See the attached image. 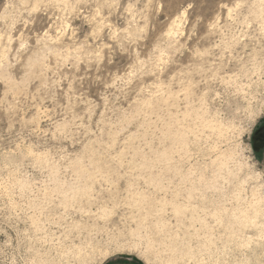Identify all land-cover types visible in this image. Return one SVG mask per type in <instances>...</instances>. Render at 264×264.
Listing matches in <instances>:
<instances>
[{"label":"rangeland","instance_id":"1","mask_svg":"<svg viewBox=\"0 0 264 264\" xmlns=\"http://www.w3.org/2000/svg\"><path fill=\"white\" fill-rule=\"evenodd\" d=\"M0 53V264H264V221L213 215L264 191V0H0Z\"/></svg>","mask_w":264,"mask_h":264},{"label":"bare ground","instance_id":"2","mask_svg":"<svg viewBox=\"0 0 264 264\" xmlns=\"http://www.w3.org/2000/svg\"><path fill=\"white\" fill-rule=\"evenodd\" d=\"M174 22H175V21H174ZM177 26H178V25H177ZM170 28H171V27H170ZM173 28H174V27H173ZM169 30H170V29H169ZM168 33H170V32H168ZM168 35H169V34H168ZM170 37H171V36H170ZM49 48H50V47H49ZM49 48H48V49H49ZM0 54H1V53H0ZM3 55H4V54H3ZM31 58H32V57H31ZM31 58H30V59H31ZM31 62H32L33 64H37V63H38V59H36V58H32V59H31ZM29 65H31V64H29ZM34 67H35V65H34ZM3 74H4V73H3ZM13 81H14V80H13ZM10 82H11V81H10ZM13 85H14V83H13ZM11 86H12V85H11ZM14 87L16 88V86H14ZM14 87H13V88H14ZM17 87H18V85H17ZM190 87H191V86H190ZM11 88H12V87H11ZM187 88H188V87H187ZM11 91H12V90H11ZM14 91H16V89H14ZM17 91H18V90H17ZM168 94H169V93H168ZM186 96H187V95H186ZM160 97H161V96H160ZM173 97H174V96H173ZM164 98H165V97H164ZM164 98H162V99H164ZM158 99H159V98H158ZM160 99H161V98H160ZM149 102H150V101H149ZM151 102H152V101H151ZM162 102H163V101H162ZM166 103H167V102H166ZM157 104H158V103H157ZM157 104H156V105H157ZM142 107H143V106H142ZM151 109H152V108H151ZM191 114H192V113H191ZM187 115H188V114H187ZM188 116H189V115H188ZM195 116H196V115H195ZM186 117H187V116H186ZM202 118H203V117H202ZM202 118L200 119V121L203 120ZM200 121H199V122H200ZM201 122H202V121H201ZM204 122H205V121H204ZM204 122H203V123H204ZM174 124H175V123H174ZM204 124H206V123H204ZM204 124H203V125H204ZM208 124H209V123H208ZM221 124H222V123H221ZM210 125H211V124H210ZM218 125H220V124H218ZM167 126H169V125H167ZM179 126H181V125H179ZM186 126H189V125H186ZM201 126H202V125H201ZM206 126H208V125H205V128H206ZM214 126H217V125H214ZM220 126H222V125H220ZM177 127H178V126H177ZM177 127H175L174 129H175V130H176V129L178 130ZM181 127H182V126H181ZM181 127H180L179 129H181ZM190 127H191V126H190ZM210 127H213V126H210ZM187 128H189V127H187ZM203 128H204V127H203ZM208 128H209V127H208ZM208 128H207V129H208ZM215 128H216V127H215ZM221 128L224 129L223 127H221ZM221 128H220V129H221ZM169 129H170V128H169ZM184 129H185V128H184ZM184 129H183V130H184ZM210 129L212 130L213 128H210ZM220 129L217 128V129H215V130L218 131V130H220ZM166 130H168V129L166 128ZM187 130H189V129H187ZM187 130H186V131H187ZM178 131H180V130H178ZM178 131H177V132H178ZM165 132H166V131H165ZM170 132H171V131H170ZM173 132H174V131H173ZM180 132H182V130H181ZM219 132H220V131H219ZM221 132H222V130H221ZM215 133H216V132H215ZM173 134H174V133H173ZM173 134H172V135H173ZM185 134H186V132H185ZM219 134H221V133H219ZM219 134H218V135H219ZM168 135H170V134H168ZM174 135H175V134H174ZM174 135H173V136H174ZM183 135H184V132H183ZM164 136H165V135H164ZM176 136H178V139H179L180 137H182L181 133H180V134L178 133V135H176ZM174 137H175V136H174ZM223 137H224V136H223ZM175 138H177V137H175ZM178 139H177V140H178ZM183 139H184V138H182V141H183ZM168 140H169V139H168ZM173 140H174V139H173ZM180 140H181V139H180ZM180 143H181V141H180ZM181 144H182V143H181ZM183 145H185V144H183ZM183 147H185V146H183ZM228 149H229V148H228ZM228 149H227V150H228ZM230 149H231V148H230ZM232 149H233V148H232ZM171 150H172V149H171ZM227 150H226V151H227ZM165 151H167V150H165ZM165 151H162V152L165 153ZM169 152H171V151H169ZM169 152H168V153H169ZM229 152H232V151H228V152H225V153H224V151L222 150V152H221V153H224V160H225V161H226V159H227V160L229 159ZM233 152H234V150H233ZM166 153H167V152H166ZM235 153H236V152H235ZM160 154H162V153H160ZM163 155H164V154H163ZM221 155H222V154H221ZM232 155H234V154H232ZM165 156H166V155H165ZM168 156H170V155H168ZM222 156H223V155H222ZM230 156H231V155H230ZM160 157H161V156H160ZM218 158H219V157H218ZM221 158H222V157H221ZM231 158H232V157H231ZM156 159H157V158H156ZM159 159H160V158H159ZM159 159H158V160H159ZM165 159H168V158H165ZM165 159H164V160H165ZM215 159H216V158H215ZM232 159H233V158H232ZM154 160H155V158H154ZM154 160H153V161H154ZM160 160H161V159H160ZM160 160H159V161H160ZM212 160H213V159H212ZM165 161H166V160H165ZM213 161H214V160H213ZM213 161H212V162H213ZM225 161H221V162H219V163L217 164V165H218V168H219L218 170H220V169L223 168V167H224V168L226 167V162H225ZM228 161H230V159H229ZM149 163H150V162H148V165H149ZM215 164H216V163H214V165H215ZM227 164H228V163H227ZM239 164H240V163H239ZM151 165H152V164H151ZM167 166L170 167L169 165H167ZM173 166H174V165H173ZM146 167H147V166H146ZM148 167H149V166H148ZM212 167H213V166H212ZM214 167H215V166H214ZM235 167H236V166H235ZM224 168H223V169H224ZM227 168H228V167H227ZM239 168H240V167H239ZM144 169H145V168H144ZM169 169H170V168H169ZM215 169H216V167H215ZM173 170H174V169H173ZM173 172H174V171H173ZM175 172H176V171H175ZM80 173H82L81 170H80ZM80 173H79V174H80ZM177 173H179V172L177 171ZM214 173H215V171L213 170V174H214ZM217 173H218V172H217ZM217 173H215V174H217ZM219 173H220V172H219ZM83 174H84V173H83ZM189 174H190V173H189ZM191 174H192V173H191ZM208 174H209V173H208ZM233 174H234V173H233ZM258 174H259V173H258ZM258 174H257V175H258ZM184 175H185V173H184ZM186 175H188V174H186ZM186 175H185V176H186ZM205 175H206V174H205ZM211 175H212V174H211ZM219 175H220V174H219ZM219 175H217V176H219ZM235 175H236V174H235ZM173 176H174V175H173ZM180 176H181V175H180ZM185 176H184V178H185ZM197 176L199 177V175H197ZM197 176H196V177H197ZM201 176H203V175L201 174ZM153 177H155V176H153ZM204 177H207V176H204ZM231 177H232V176H230V178H231ZM233 177H235V176H233ZM148 178H149V177H148ZM151 178H152V176H151ZM182 178H183V177H182ZM184 178H183V180H184ZM191 178H193V177H191ZM260 178H261V177H260ZM158 179H160V178H158ZM185 179H186V178H185ZM217 179H218V178H217ZM217 179H216V177H215L214 175L211 176L210 178H209V177H208V178H200L199 181H198V184L204 186V188L202 187V189H205V190H209V189L212 190V189H213V190H214V188H215L216 186H218L216 183H218L219 180H217ZM219 179H221V178H219ZM232 179H233V178H232ZM238 180H239V179H238ZM152 181H153V180H152ZM158 181H160V180H158ZM181 181H182V180H181ZM241 181H242V180H241ZM87 182H88V181H86V183H87ZM161 182H162V181H161ZM186 182H187V180H186ZM186 182H185V183H186ZM256 182H257V181H256ZM182 183H183V182H182ZM238 183H239V182H238ZM261 183H262V182H261ZM154 184H155V183H154ZM156 184H157V183H156ZM254 184H255V183H254ZM86 185H87V184H86ZM158 185H159V184H158ZM160 185H161V183H160ZM215 185H216V186H215ZM260 185H262V184H260ZM263 185H264V184H263ZM83 186L85 187V184H84ZM255 186H256V184H255ZM255 186H254V187L252 186L253 188L250 187V189H251V188H252V189H251V191L249 190V191L251 192V198H250V199H251V200H250L251 202L249 203L250 208H248V207H245V208H244V206H243L244 209H242V210L236 208V209L231 210L230 212H229V210H228V211H224L223 213H218V212H216V213L213 214V213L211 212V213L215 216V219H214V220H216L217 222H219L220 225H221V224L224 225V226L227 228V229L225 228L226 230H228V229H232L233 224H234L235 222L238 223V224L240 225L241 230H242V228H248V227H251V226H255V227H256V226L261 222V220L264 221V208L262 207V202L264 201V191H261L260 189L256 188ZM157 187H158V186H157ZM198 187H199V186H198ZM257 187H258V186H257ZM260 187H263V186H260ZM72 188H73V187H72ZM72 188H70V189L72 190ZM77 188H78V187H77ZM81 188H83V187L81 186ZM81 188H80V190H81ZM191 188H192V187H191ZM217 188H218V187H217ZM239 188H240V187H239ZM242 188L244 189L243 185H242ZM57 189H58V188H57ZM70 189H68V190H70ZM195 189H196V188H195ZM195 189H194V190H195ZM215 189H216V188H215ZM237 189H238V187H237ZM75 190H76V189H75ZM83 190H84V189H83ZM85 190H86V187H85ZM194 190H189V191H191V192L193 191V192H194ZM198 190H199V189H198ZM205 190H204V191H205ZM263 190H264V189H263ZM78 191H79V190H78ZM202 191H203V190H202ZM209 191H210V190H209ZM223 191H224V190H223ZM238 191H239V190H238ZM240 191H241V190H240ZM71 192H72V191H71ZM74 192H75V191H74ZM74 192H73V195H74ZM76 192H77V190H76ZM76 192H75V193H76ZM87 192H88V191H87ZM87 192H86V193H87ZM185 192H187V191H185ZM185 192H184V194H185ZM193 192H192L191 194H193ZM216 192H217V191H216ZM218 192H219V190H218ZM229 192H230V191H229ZM235 192H236V191H235ZM86 193H85V194H86ZM177 193H178V192H177ZM206 193H207V192H206ZM206 193L203 192V193H201L199 196H201V197H203V198L205 199V198H206ZM220 193H221V191H220ZM243 193H244V192H243ZM174 194H175V193H174ZM191 194H190V195H191ZM238 194H239V193H238ZM244 194H245V193H244ZM244 194H243V195H244ZM249 194H250V193H249ZM64 195L66 196V194H64ZM178 195H179V194H178ZM180 195H181V194H180ZM194 195H196V194H194ZM217 195H218V194H217ZM221 195H222V194H221ZM225 195H226V194H225ZM245 195H246V194H245ZM245 195H244V196H245ZM71 196H72V195H71ZM71 196H70L69 198H71ZM186 196H189L188 193H187ZM192 196H193V195H191V197H192ZM208 196H209V195H208ZM235 196L237 197L238 195L236 194ZM240 196H241V195H240ZM66 197H67V196H66ZM74 197H75V195H74ZM74 197H73V198H74ZM142 197H143V196H142ZM189 197H190V196H189ZM217 197H218V196H217ZM219 197L221 198V197H223V196H220V195H219ZM219 197H218V198H219ZM242 197H243V196H242ZM248 197H249V196H248ZM62 198H64V197H62ZM131 198H132V197H131ZM182 198H183V197H182ZM186 198H188V197H186ZM208 198H209V197H208ZM228 198H229V197H228ZM234 198H235V197H234ZM67 199H68V197H67ZM165 199H166V198H165ZM239 199H240V198H239ZM241 199H242V198H241ZM243 199H245V197H244ZM68 200H69V199H68ZM132 200H133V199H132ZM137 200H138V199H137ZM143 200H144V199H143ZM200 200H203V199H200ZM225 200H226V199H225ZM150 201H151V200H150ZM150 201H149V202H150ZM164 201H165V200H164ZM236 201H237V200H236ZM239 201H240V200H239ZM243 201H244V200H243ZM65 202H66V200H65ZM65 202H63V203L61 202V203L64 204ZM149 202H148V203H149ZM199 202L202 203V201H199ZM246 202H247V201H246ZM248 202H249V201H248ZM66 203H68V202H66ZM134 203H135V202H134ZM141 203H142V200H141ZM148 203H147V204H148ZM151 203H152V202H151ZM151 203H150V204H151ZM178 203H179V202H178ZM178 203L176 204V203L174 202V204H176V205H175V211H176V213H177L178 215L181 214V216H182V214L185 213V209H186L187 207H186L185 209H183V208L179 207V206H181V205L177 206ZM186 203H187V202H186ZM186 203H185V204H186ZM213 203H214V202H213ZM218 203H219V202H217V204H218ZM138 204H139V203H138ZM152 204H153V203H152ZM155 204H156V203H155ZM160 204H161V203H160ZM179 204H180V203H179ZM196 204H197V203H196ZM205 204H206V203H205ZM209 204H210V203H209ZM221 204H222V203H221ZM239 204H240V203H239ZM239 204L237 203V204H235V205H238V206H239ZM244 204H245V203H244ZM136 205H137V204H136ZM140 205H141V204H140ZM158 205H159V204H158ZM192 205H193V204H192ZM200 205H201V204H200ZM202 205H203V204H202ZM207 205H208V204H207ZM215 205H216V204H214V207H215ZM222 205H223V204H222ZM232 205H234V204H232ZM245 205H246V204H245ZM150 206H151V205H150ZM173 206H174V205H173ZM184 206H185V205H184ZM184 206H183V207H184ZM197 206H199V204H198ZM211 206H213V204H212ZM219 206H221V205H219ZM224 206H225V205H224ZM226 206H227V205H226ZM228 206H229V205H228ZM146 207H148V205H146ZM146 207H145V208H146ZM161 207H162V206H161ZM189 207H190V205H189ZM207 207H208V206H207ZM217 207H218V206H217ZM217 207H215V208H217ZM229 207H230V206H229ZM235 207H236V206H235ZM152 208H153V206H152ZM169 208H170V207H169ZM171 208H172V207H171ZM200 208H202V210H203V208H206V207H203V206H202V207H199V209H197V210H200ZM211 208H212V207H211ZM218 208H219V207H218ZM223 208H224V207H223ZM223 208H221V209H223ZM153 209H155V208H153ZM141 210H142V209H141ZM148 210H149V209H147V211H146L147 213H148ZM150 210H151V208H150ZM155 210H156V209H155ZM187 210H188V209H187ZM193 210H195V209H193ZM214 210H215V209H214ZM224 210H225V209H224ZM156 211H157V210H156ZM191 211H192V208H191ZM209 211H210V210H209ZM218 211H219V210H218ZM149 212H150V211H149ZM151 212H153V211H151ZM188 212H189V211H188ZM188 212H187V213H188ZM196 212H197V211H196ZM201 212H203V211H201ZM214 212H215V211H214ZM105 213H106V211H105ZM143 213H145V212H143ZM143 213H142V214H143ZM147 213H145V214H147ZM191 213H192V212H191ZM193 213H195V212H193ZM193 213L191 214V216H194ZM145 214H144V216H145ZM177 214H176V215H177ZM197 214H198V213H197ZM199 214H200V213H199ZM199 214H198V215H199ZM149 215H150V214H148V217H149ZM200 215H201V214H200ZM202 215H203V214H202ZM150 216H151V215H150ZM159 216H160V215H159ZM174 216H175V215H174ZM174 216H173V217H174ZM184 216H185V215H184ZM105 217H106V216H105ZM138 217H139V216H138ZM146 217H147V216H146ZM188 217H189V216H188ZM201 217H202V216H201ZM201 217H200V218H201ZM204 217H205V216H204ZM106 218H107V217H106ZM141 218H142V217H141ZM153 218H154V217H153ZM178 218H180V216H179ZM186 218H187V216H186ZM197 218H198V217H197ZM212 218H213V216H212ZM138 219H139V218H138ZM143 219H145V218H143ZM143 219H142V220H143ZM163 219H164V218H163ZM181 219H182V218H181ZM208 219H209V218H208ZM140 220H141V219H140ZM160 220H161V219H160ZM160 220H159V224H160ZM195 220H199V218H198V219L195 218ZM211 220H212V219H211ZM144 221H145V220H144ZM153 221H154V219H153ZM157 221H158V220H157ZM190 221H191V220H190ZM136 222H137V221H136ZM161 222H163V221H161ZM166 222H167V221H166ZM177 222H179V225L182 224V223H181V220H180V221H177ZM193 222H194V221H193ZM197 222H198V221H197ZM199 222H200V224H197V225H201V226L203 225V226H206V228H207L208 230H210L209 227H208V225L203 224L204 221L199 220ZM213 222H214V221H213ZM213 222H211V223H213ZM217 222H215V223H217ZM146 223H147V222H146ZM149 223H150V222H149ZM190 223H191V222H190ZM195 223H196V222H195ZM137 224H138V225H136V226H139V224H140V226L142 227V225H141V221H140V222H137ZM151 224H154V225H155L156 223H153V222H152ZM191 224H193V223H191ZM206 224H207V223H206ZM208 224H210V223H208ZM160 225H161V224H160ZM162 225H163V224H162ZM182 225H183V224H182ZM152 226H153V225H152ZM152 226H151V227H152ZM177 226H178V225H176V227H177ZM184 226H185V225H184ZM211 226H212V225H211ZM216 226H217V225H216ZM218 226H219V225H218ZM148 227H149V226H148ZM188 227H189V226H188ZM144 228H145V227H144ZM160 228H161V227H160ZM165 228H166V227H165ZM182 228H183V227H182ZM184 228H185V227H184ZM206 228H204V229H206ZM220 228H221V226H220ZM138 229H139V228H138ZM140 229H141V228H140ZM191 229H194V228H191ZM195 229H196V228H195ZM195 229H194V230H195ZM216 229H219V228H216ZM222 229H223V228H222ZM135 230H136V229H135ZM154 230H155V229H154ZM156 230H159V229H156ZM162 230H163V229H162ZM162 230H161V231H162ZM166 230H167V229H166ZM183 230H184V229H183ZM237 230H238V229H237ZM187 231H188V230L186 229V232H187ZM189 231H190V230H189ZM197 231H198V230H197ZM200 231H203V230L200 229ZM210 231H212V230H210ZM228 231H229V230H228ZM143 232H144V231H143ZM152 232H154L153 229H152ZM156 232H157V231H156ZM181 232H182V231H181ZM186 232H184V234H185ZM190 232H191V231H190ZM192 232H193V231H192ZM230 232H231V230H230ZM148 233H149V232H148ZM164 233H166V232H163V234H162V232H161L162 235H164ZM169 233H170V232H169ZM175 233H176V230H175ZM202 233H203V232H202ZM212 233H213V232H212ZM212 233H211V234H212ZM247 233H248V232H247ZM161 234H160V235H161ZM197 234H198V233H197ZM197 234L195 233L196 236H198ZM206 234H209V233H206ZM206 234H205V235H206ZM237 234H238V233H237ZM240 234H241V233H240ZM162 235H161V236H162ZM171 235H172V234H171ZM173 235H174V234H173ZM181 235H182V234H181ZM185 235H186V234H185ZM185 235H184V236H185ZM191 235H192V234H191ZM191 235H190V236H191ZM252 235H253V234H252ZM164 236H165V235H164ZM186 236H187V235H186ZM201 236H202V234H201ZM201 236H200V237H201ZM203 236H204V234H203ZM207 236H208V235H207ZM210 236H211V235H210ZM210 236H208L207 238H209ZM229 236H230V233H229ZM238 236H239V235H238ZM238 236H237V237H238ZM136 237H137V235H136ZM151 237H152V236H151ZM157 237H158V236H157ZM157 237H156V238H157ZM165 237H166V236H165ZM175 237H176V236H174V239H175ZM188 237H189V236H188ZM213 237H214V236H213ZM257 237H258V236H257ZM259 237H260V236H259ZM134 238H135V237H134ZM140 238H141V236H140ZM203 238H204V237H203ZM215 238H216V236H215ZM217 238H218V237H217ZM233 238H234V236H233ZM233 238H232V239H233ZM143 239H144V238H143ZM200 239H201V238H200ZM212 239H213V238H212ZM212 239H211V240H212ZM248 239H249V238H248ZM141 240H142V239H141ZM165 240H166V239H165ZM165 240H164V241H165ZM170 240H171V239H170ZM180 240H181V239H180ZM185 240H186V238H185ZM208 240H210V239H207V240L205 239L206 242H209ZM214 240H215V239H213L212 241H214ZM219 240H220V239H219ZM221 240H222V239H221ZM251 240H252V239H251ZM145 241L148 242V240H145ZM150 241H151V243L154 242V241H152V239H151ZM164 241H163V242H164ZM196 241H198V240H196ZM196 241H195L194 243H196ZM199 241H200V240H199ZM202 241H204V240H202ZM212 241H211V242H212ZM231 241H232V240H231ZM233 241H234V240H233ZM238 241H239V240H238ZM159 242H160V241H159ZM163 242H160V243L163 244V246H165ZM170 242H171V241H170ZM177 242L180 243L179 241H177ZM211 242H210V243H211ZM224 242H225V241H223V243H224ZM235 242H237V241H235ZM244 242H245V241H244ZM247 242H248V241H247ZM157 243H158V242H157ZM160 243H159V244H160ZM181 243L183 244L182 240H181ZM213 243H214V242H212V244H213ZM225 243H226V242H225ZM225 243H224V244H225ZM159 244H158V245H159ZM161 244H160V245H161ZM175 244H176V243L172 244L171 247H173V248H174V246L176 247L177 245H175ZM186 244L188 245V243H186ZM198 244H199V243H198ZM198 244H197V245H198ZM220 244H221V242H220ZM236 244H237V243H236ZM245 244H246V243H245ZM250 244H251V243H250ZM136 245H137V244H136ZM148 245H150V244H148ZM151 245H152V244H151ZM180 245H181V244H180ZM183 245H184V244H183ZM192 245H193V243H192ZM208 245L210 246V244H208ZM208 245H207V248L209 247ZM215 245H216V244H215ZM215 245H214L213 247H215ZM146 246H147V243H146ZM152 246H153V245H152ZM152 246H151V247H152ZM155 246H156V245H155ZM169 246H170V245H169ZM169 246H168V247H169ZM193 246H194V245H193ZM200 246H201V245H200ZM202 246H203V244H202ZM217 246H218V245H217ZM217 246H216V248H217ZM147 247H148V246H147ZM178 247H179V246H178ZM180 247H181V248H184V247H182V246H180ZM148 248H149V247H148ZM148 248H147V250H148ZM154 248H155V247H154ZM154 248H152V249H154ZM164 248H165V247H164ZM169 248H170V247H169ZM190 248H191V247H190ZM192 248H193V247H192ZM197 248H200L199 245H198ZM144 249H145V248H144ZM152 249H151V251H152ZM165 249H167V246H166ZM170 249H171V248H170ZM174 249L176 250V248H174ZM174 249H173V250H174ZM188 249H189V248L187 247V250H188ZM201 249H202V248H201ZM160 250H163V249L161 248ZM178 250H179V249H178ZM182 250H183V249H182ZM203 250H204V247H203ZM213 250H215V249H213ZM148 251H150V248H149ZM156 251H157V250H156ZM169 251H170V250H169ZM179 251H180V250H179ZM179 251H178V252H179ZM188 251H189V250H188ZM193 251H194V250H193ZM193 251H192V252H185V251H184L183 256H184V254L186 253V256L189 255V257H192V258H194V259L199 258V257H196V258H195L194 254H193ZM195 251H198V249L195 250ZM195 251H194V252H195ZM217 251H218V250H217ZM154 252H155V251H154ZM166 252H167V251H166ZM176 252H177V251H176ZM181 252H182V251H181ZM181 252H180V253H181ZM205 252H206V251H205ZM205 252L203 251V253H205ZM195 253H196V252H195ZM206 253H207V252H206ZM214 253H215V252H214ZM152 254H153V251H152ZM154 254H155V253H154ZM176 254H177V253H176ZM209 254H211V253H209ZM164 255H165V254H164ZM167 255H168V254H167ZM178 255L180 256V254H178ZM198 255H199V254H198ZM207 255H208V254H206V256H207ZM104 256H105V255H104ZM169 256H170V254H169ZM183 256H180V259H181ZM186 256H184V260L187 259ZM196 256H197V255H196ZM213 256H215V255H213ZM164 257H166V256H164ZM172 257H173V256H172ZM174 257H176V256H174ZM210 257H211V256H210ZM104 258H105V257H104ZM206 258H207V257H206ZM206 258H205V260H206ZM170 259H172V258H170ZM173 259H174V258H173ZM173 259H172V260H173ZM177 259H178V258H177ZM180 259H178V260H180ZM208 259H209V258H208ZM211 259H212V257H211ZM213 259H214V258H213ZM102 260H103V259H102ZM167 260H168V262H169V259H167ZM167 260H165V261H167ZM172 260H170V261L172 262ZM174 260H175V259H174ZM188 260H189V258H188ZM191 260H192V259H191ZM201 260H203V259H201ZM182 261H183V260H182ZM182 261H181V262H182ZM193 261H194V260H193ZM240 261H241V263H242V260H240ZM247 261H248V258H247ZM196 262H198V261H196ZM196 262H195V263H196ZM199 262H200V260H199ZM204 262H206V261H204ZM216 262H217V264H218L219 261H216ZM244 262H245V261H244ZM99 263H100V262H99ZM177 263H178V261H177ZM202 263H203V262H201V264H202ZM245 263H246V262H245ZM245 263H243V264H245ZM175 264H176V263H175ZM199 264H200V263H199ZM204 264H205V263H204ZM248 264H250V263H248Z\"/></svg>","mask_w":264,"mask_h":264},{"label":"snow or ice","instance_id":"3","mask_svg":"<svg viewBox=\"0 0 264 264\" xmlns=\"http://www.w3.org/2000/svg\"><path fill=\"white\" fill-rule=\"evenodd\" d=\"M253 142L248 146L250 148V153L258 161L264 162V151L261 150V146L255 143V140L258 139L259 133L256 130H253ZM142 264V261H137V254L135 252H129L128 250L124 251H112L109 253L106 264Z\"/></svg>","mask_w":264,"mask_h":264}]
</instances>
